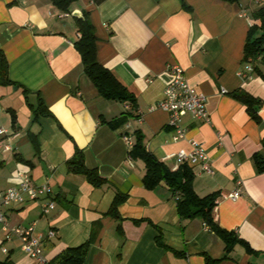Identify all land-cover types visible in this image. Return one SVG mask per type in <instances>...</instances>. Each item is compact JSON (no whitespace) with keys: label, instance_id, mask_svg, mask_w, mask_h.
I'll use <instances>...</instances> for the list:
<instances>
[{"label":"crops","instance_id":"obj_1","mask_svg":"<svg viewBox=\"0 0 264 264\" xmlns=\"http://www.w3.org/2000/svg\"><path fill=\"white\" fill-rule=\"evenodd\" d=\"M261 6L264 0L74 3L72 12L79 11L94 28L98 62L134 96L131 104L102 98L84 75L74 48L79 34L72 13L60 12L49 0H0V50L14 83L0 85V191L17 186L20 174L51 189L49 196L5 208L9 225L33 226L47 262L85 243L92 230L96 236L84 264L219 259L225 253L222 239L201 219H181L176 197L164 183L144 188V164L130 161L125 140L133 145L140 132L146 149L171 168L169 156L188 152L192 139L205 148L211 170L189 167L194 192L217 195L214 222L251 250L235 243L216 264H264V171L258 172L254 162L255 154L264 162V79L238 76L251 14ZM171 66L180 67L206 97L210 118L204 123L183 116L186 136L178 140L168 114L156 108ZM260 69L264 72V66ZM239 92L261 101L259 123L232 96ZM40 103L51 116L36 114ZM75 149L106 185L95 188L69 170L66 163ZM237 189L240 196L228 198ZM116 194L126 197L117 207L119 218L108 214ZM49 202L54 209L46 214L43 205ZM7 258L13 264H36L17 239L6 241L0 230V262Z\"/></svg>","mask_w":264,"mask_h":264},{"label":"trees","instance_id":"obj_2","mask_svg":"<svg viewBox=\"0 0 264 264\" xmlns=\"http://www.w3.org/2000/svg\"><path fill=\"white\" fill-rule=\"evenodd\" d=\"M52 6L63 13H72V6L78 0H49ZM102 0H95L100 3ZM228 4L239 3L241 0H220ZM183 7L190 12V8L183 2ZM252 24L249 27L246 41L243 48V66L250 64L252 66V74L264 79V72L260 66H264V6H261L251 14ZM78 39L74 42V48L81 58L84 75L89 79L96 89L98 95L108 101L129 102L134 104V96L122 86L113 74L101 65L97 60V38L94 33L93 26L83 17L76 20ZM0 85H14L8 77V61L5 54L0 50ZM236 98L245 106L246 113L256 122L259 123L258 110L261 101L251 97L250 95L239 92L233 93ZM43 104L37 107L36 114H44L51 116L46 109L45 113ZM14 121V116H13ZM119 120L118 123H122ZM128 156L131 160L141 161L145 167V174L142 183L145 189L154 190L161 183H164L176 197L177 213L181 219H201L206 226L209 227L225 244V253L219 259H206V264H216L227 258L228 253L232 250L235 243L245 246L248 252H251L248 245L238 240L231 232H227L214 222L212 211L215 207L216 194H210L199 197L193 190L192 181L193 174L187 165H182L177 171H171L163 162L157 160L143 144V138L140 132H135V142L133 143ZM254 162L258 172L264 171V162L258 154L254 155ZM70 171L83 175L88 183L100 188L107 184L95 170H89L84 165L83 154L79 149H75L73 157L67 161ZM124 195L116 194L110 209L109 215L118 217L117 207L124 202ZM96 232L92 230L88 240L82 245L74 248H66L56 255L46 264H84L88 248L94 242ZM0 264H13L10 258L1 261Z\"/></svg>","mask_w":264,"mask_h":264},{"label":"built area","instance_id":"obj_3","mask_svg":"<svg viewBox=\"0 0 264 264\" xmlns=\"http://www.w3.org/2000/svg\"><path fill=\"white\" fill-rule=\"evenodd\" d=\"M168 70L170 80L166 84L162 99L156 108L168 114V125L175 131L174 140L184 139L186 136L185 130L180 124L183 116L188 114L196 121L209 123L210 118L206 109V97L189 84L184 71L180 67L171 66ZM251 74L252 66L250 64H245L238 72V76L244 80L251 78ZM3 133L4 131L0 129V134ZM125 140L128 147L131 148V141L128 138H125ZM188 144L190 146L188 152L180 150L169 156V158L174 159V164L170 168L171 171H177L182 165H187L188 167L200 165L203 171L210 173L209 158L203 145L192 139L188 140ZM19 179L20 182L17 186L0 191V230L4 233L6 241L13 238L17 239L22 252L36 264H46L47 260L42 253V240L34 234V227L10 226L4 215V209L11 205L35 201L40 197L49 196L51 195V189L47 185H35L31 178L25 174H20ZM240 184L241 182H238V185ZM239 196L240 190L237 189L230 193L228 198L237 199ZM53 209V202L43 205V212L46 214ZM49 236H53V233L50 232ZM1 251L4 254L7 253L6 249Z\"/></svg>","mask_w":264,"mask_h":264},{"label":"water","instance_id":"obj_4","mask_svg":"<svg viewBox=\"0 0 264 264\" xmlns=\"http://www.w3.org/2000/svg\"><path fill=\"white\" fill-rule=\"evenodd\" d=\"M72 17H74L76 19H82L83 18L82 14L79 11H77V10L72 12Z\"/></svg>","mask_w":264,"mask_h":264}]
</instances>
